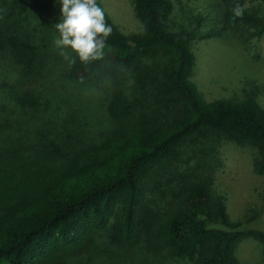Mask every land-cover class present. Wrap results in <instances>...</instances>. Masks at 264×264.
<instances>
[{
    "label": "trees",
    "instance_id": "1",
    "mask_svg": "<svg viewBox=\"0 0 264 264\" xmlns=\"http://www.w3.org/2000/svg\"><path fill=\"white\" fill-rule=\"evenodd\" d=\"M57 1L42 8L38 0H0V264H164L162 252L185 264H237L236 246L249 234L264 254L259 210L232 219L213 188V145L196 149L193 164L186 159L172 169L185 142L211 131L256 147L253 169L264 174V107L254 93L207 100L191 79V33L169 28L172 0H133L140 33H123L104 10L112 28L104 58L89 65L77 58L71 67L65 60L75 87L97 82L106 67L115 71L104 103L109 128L83 139L72 100L80 93L56 101L47 90L56 81L47 76L51 25L60 22L48 5ZM223 1L226 28L263 35L264 10ZM237 4L242 19L233 16ZM158 53L166 58L151 92L156 105L129 97L116 73L138 70ZM36 77L53 82L39 86ZM167 175L176 179L175 200L130 250L149 188Z\"/></svg>",
    "mask_w": 264,
    "mask_h": 264
},
{
    "label": "rangeland",
    "instance_id": "2",
    "mask_svg": "<svg viewBox=\"0 0 264 264\" xmlns=\"http://www.w3.org/2000/svg\"><path fill=\"white\" fill-rule=\"evenodd\" d=\"M47 1L38 0V4L40 7H46ZM100 2L105 12L123 33H140L143 30V25L136 16L133 0H100ZM225 3L223 0H172L173 11L170 15L169 28L172 31L191 33V49L195 56L191 79L207 100L241 99L254 93L257 101L264 107V33L261 37H246L245 34L243 35V29L226 28L223 23ZM242 5L264 10L262 0H243ZM60 7L59 1L54 6L48 5V8L52 9V19L60 20ZM39 12L42 13L41 10ZM55 24L57 23L53 21L50 32L52 34L51 36L48 34L52 47L50 58L52 72L51 75L48 72L47 76L54 75L56 81L53 87L47 86V90H51L50 96L56 101L69 94L67 91L80 93V95H72V100L73 107L77 110L75 121L81 123V129L85 131L82 138L99 133L102 135L103 131L109 128L104 103L115 71L106 67L97 82L75 87L67 77L65 59L54 45V39L58 37ZM165 58L163 53H158L144 59L138 70L130 69L116 73L126 94L133 99L143 98L147 104L156 105L151 92L155 91V86H158L163 78ZM145 69L150 73L145 76L144 81H139L136 76L139 71ZM35 79L37 81L35 84L39 86L53 82L52 77ZM166 113H169L168 107L163 110V114ZM208 145L213 146L207 150L212 148L216 150L213 188L225 197L229 216L238 219L248 209L257 208L264 219V174H257L253 169V159L257 154L256 147L240 144L223 134L206 131L185 142L182 147L184 153L181 162H173L172 169L175 163L179 167L185 166L186 159L193 164L194 151L200 147L207 148ZM196 153L198 157L201 154ZM175 182L174 176L167 175L161 179L160 184L149 188L138 222L137 241L127 245L130 250L136 248L146 234L148 235L150 228L148 221L168 209L175 200L173 194L178 189ZM262 250L263 245L260 240L250 237V234L247 235L236 246L237 264L263 263ZM168 257L166 252H162L161 262L185 264L182 259L172 260Z\"/></svg>",
    "mask_w": 264,
    "mask_h": 264
},
{
    "label": "clouds",
    "instance_id": "3",
    "mask_svg": "<svg viewBox=\"0 0 264 264\" xmlns=\"http://www.w3.org/2000/svg\"><path fill=\"white\" fill-rule=\"evenodd\" d=\"M60 22L55 24L58 37L54 45L69 67L76 59L89 65L105 56L107 38L112 33L104 9L97 0H59ZM234 18H243L244 8L237 4Z\"/></svg>",
    "mask_w": 264,
    "mask_h": 264
}]
</instances>
